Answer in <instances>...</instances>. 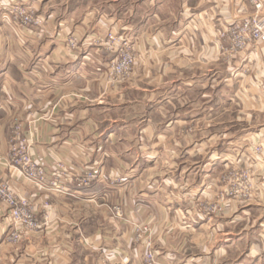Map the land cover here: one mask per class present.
Listing matches in <instances>:
<instances>
[{
	"label": "crops",
	"instance_id": "obj_1",
	"mask_svg": "<svg viewBox=\"0 0 264 264\" xmlns=\"http://www.w3.org/2000/svg\"><path fill=\"white\" fill-rule=\"evenodd\" d=\"M244 1L2 0L44 25L16 28L0 9V178L39 220L12 241L0 202V264H142L148 251L158 264H264V44L230 57L219 35ZM110 30L147 55L126 79L107 72L116 46L96 42ZM20 139L46 186L11 167ZM237 156L259 167L243 207L220 201ZM90 169L98 180L79 187ZM203 201L222 212L203 218Z\"/></svg>",
	"mask_w": 264,
	"mask_h": 264
},
{
	"label": "rangeland",
	"instance_id": "obj_2",
	"mask_svg": "<svg viewBox=\"0 0 264 264\" xmlns=\"http://www.w3.org/2000/svg\"><path fill=\"white\" fill-rule=\"evenodd\" d=\"M262 1L264 2V0H262ZM244 2L246 4V8H245L244 11L243 10L241 11L242 13H245V14H243L244 16L239 17L235 22L231 23L230 25H223L220 28L219 35H220L222 43L225 42L224 46H226V47H224V50H225L226 53H228V55L230 57L231 56H238V55L244 53L250 47L254 46V45H251V46H249L248 48H246L242 52H234L231 49V41H230V38H229V34L231 33L233 25L235 23H239V22L243 21L244 18H246V17H248L250 15H253L254 12H255L254 11L255 10L254 6L251 4L250 0H246ZM16 6H18V5H16ZM0 9L5 10L4 12L6 13V15L8 17L10 24H13L16 28L17 27L18 28L22 27L21 23L19 22L20 20L19 19L16 20L15 19L16 16L12 15L10 13V11H12V5L11 4H9L8 2L7 3L6 2H2V0H0ZM29 13H33V12L29 11ZM33 15L35 16V18L39 19L42 22V24H40V25L31 24L28 27L23 26L24 28H27V29L31 30V29H36V28L40 29V28L43 27V25H44L43 19L40 16H37L35 13H33ZM111 34H113L116 38H122V40L124 42L123 43L124 44L123 48L122 47H118L114 42L109 40V36ZM117 36H116V34H114L113 31L110 30V31H108L107 34H105L102 37L103 39H99V40L96 39V42L97 43L105 42L107 44L109 43L108 46H113V47L116 46V49H115L116 53L114 54L113 58L108 61L107 72L110 75L109 78H115L117 80H122V79L128 78L129 75L132 73L134 66L138 62H144L146 60V58H147V55H142L138 51V48H137V46L135 45V43H134V41L132 39L124 37V36H122V37L121 36L117 37ZM72 40H76V39L73 37V38H71V40H69V43H70L71 46H72V44H71ZM76 42H77V40H76ZM258 44H261V43H258ZM258 44H256V45H258ZM72 47H74V46H72ZM124 48L131 52V54L133 55L134 63H132L131 66H129V68L127 70H125L124 72H121L120 74L119 73L117 74L113 65L116 64L117 61L120 59L121 52H122L121 50L124 49ZM194 129L195 128H193V126H189V131L190 132L194 131ZM206 129H208V128H206ZM222 130H223V128H222ZM14 144H12L11 150H12V147H13ZM26 144L28 146L29 153H30V144H29L27 139H26ZM11 150H10V154H11ZM262 150H263V147L261 145L260 146H256L253 149V153L254 154H260L262 152ZM207 153L208 152H205V154L203 155L206 158H208V154ZM242 158H248V156L247 157L246 156L245 157L237 156L234 159L231 158L232 161L234 160V164L230 165V163L227 162L225 167H224V171H222V173H221V178H220V180L222 182V185L224 187L227 184L229 185L228 191L226 193L220 194V201L224 200L223 197H229L231 199H235L236 200V203H237L238 207L245 206L247 203H250V201L252 199H253V201L255 200L254 197L256 195V186H255V183H253V177L255 176V174H257L259 172L258 171L259 167L258 166L256 167V165H255L257 162L255 163V161H254V162L251 163L250 160L242 159ZM11 167L14 169V166H13L12 162H11ZM59 167L63 168L62 165H59ZM88 171H95V170L90 169ZM22 175L26 178V176L24 174H22ZM0 186H2V188L5 187L3 189L4 190L5 189L8 190L13 195V197L16 199V202L18 201V206H17L18 209L24 208L26 210L31 211L33 213L34 222L39 224V220L37 218V211L34 209V206L32 204H30V202H28L27 200H22L19 197H16V195L12 192L11 188L9 187L8 183L5 182L4 179H2V178H0ZM78 186L80 187V184ZM58 191L61 192L63 190L62 189H58ZM224 194H226V196H224ZM0 202L6 204L10 208L8 218H10V222L14 226V229L9 232L8 238H10V236L14 232H16V233L18 232L17 234L20 236V238L17 241H15V242H18L21 239V234H20L21 231H19V230L20 229L24 230V229H29V228L26 227V224L18 223V221L16 219H14V217L12 215V211L14 210V207H12L9 203H7L2 197H0ZM203 202H205L203 204V207H204V209L206 211V214H205L204 212H202L200 210L201 211L200 216H203V218L208 217L210 214L214 213L213 209L215 207L218 208L217 209L218 212H222V207L223 206L221 204H218V202L216 204H211L212 201H210V204H207L206 201H203ZM114 212H115L116 216H121L120 209L115 208ZM259 217L260 216H257V219ZM16 228H18L19 230H17ZM147 231H148V229H146V228L142 229L140 231V234L138 235V238L142 237V234L146 233ZM151 253H154L156 255L155 251L146 252L144 254L143 259H142V264H158L157 260H154V261H149L148 260V256Z\"/></svg>",
	"mask_w": 264,
	"mask_h": 264
},
{
	"label": "built area",
	"instance_id": "obj_3",
	"mask_svg": "<svg viewBox=\"0 0 264 264\" xmlns=\"http://www.w3.org/2000/svg\"><path fill=\"white\" fill-rule=\"evenodd\" d=\"M250 1L255 9L254 14L244 18V20L239 23H235L229 34L231 49L234 52H242L251 45L264 43V2L262 0ZM10 13L16 16V20H20L19 22L22 26L28 27L31 24H42L39 19L35 18L33 13L27 12L20 6L12 5V11H10ZM109 40L117 44L118 47H124L122 38H116L111 34ZM71 44L75 47L76 40H72ZM121 51L120 59L113 65L117 74L124 72L134 63L133 55L130 51L125 48ZM20 131L21 127L17 126L14 132L18 137L20 136ZM10 157L14 169L24 174L28 180L35 182L39 186H46L48 184L45 170L32 159L25 139H20L13 145ZM96 180H98V173L96 171H87L85 175L78 180V185L90 186ZM3 188L0 186V197L14 207L12 211L14 219H16L18 223L26 224L27 228H36L38 223L34 222L33 213L24 208L18 209V201L16 202L13 195ZM17 233L14 232L10 236V240L17 241L20 238ZM155 257L156 255L151 253L148 256V260L154 261Z\"/></svg>",
	"mask_w": 264,
	"mask_h": 264
}]
</instances>
